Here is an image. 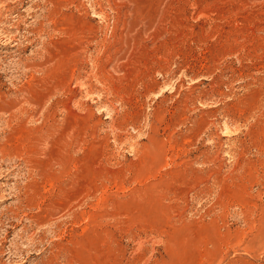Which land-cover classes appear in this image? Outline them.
<instances>
[{"label":"rangeland","instance_id":"374dc122","mask_svg":"<svg viewBox=\"0 0 264 264\" xmlns=\"http://www.w3.org/2000/svg\"><path fill=\"white\" fill-rule=\"evenodd\" d=\"M0 264H264V0H0Z\"/></svg>","mask_w":264,"mask_h":264}]
</instances>
